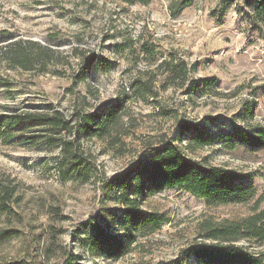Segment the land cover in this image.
<instances>
[{
  "label": "rangeland",
  "instance_id": "obj_1",
  "mask_svg": "<svg viewBox=\"0 0 264 264\" xmlns=\"http://www.w3.org/2000/svg\"><path fill=\"white\" fill-rule=\"evenodd\" d=\"M221 2L193 0L173 17L168 0L147 6L124 0H0V117L61 112L75 127L65 140H77L92 177L86 184L64 180L55 166L58 146L43 139L42 129L18 131L7 143L0 139V173L23 186L16 210L21 222L11 224L20 236L0 245V263L62 264L72 254L78 264H175L182 250L207 241L201 236L204 223L239 221L251 213L255 201L214 207L177 188L164 189L143 207L166 223L123 258H93L83 243L98 224L122 234L110 218L118 208L105 200L102 183L160 141H174L208 167L248 173L258 198L264 197V148L192 150L186 140L175 142L181 122L205 125L212 135L264 127V27L254 30L233 4ZM17 43L34 57L28 68L6 54ZM168 63L184 64L186 78L170 83ZM81 71L86 79L79 83ZM213 78V88L199 90ZM136 82L147 83L149 91H136ZM192 82L198 83L194 92ZM121 100L124 115L109 137L79 132L81 116ZM7 226L0 220V229ZM240 245L264 255V242ZM182 264L197 263L191 257Z\"/></svg>",
  "mask_w": 264,
  "mask_h": 264
},
{
  "label": "trees",
  "instance_id": "obj_2",
  "mask_svg": "<svg viewBox=\"0 0 264 264\" xmlns=\"http://www.w3.org/2000/svg\"><path fill=\"white\" fill-rule=\"evenodd\" d=\"M128 5L147 6L152 0H124ZM193 0H168L171 16H176L186 7L192 5ZM223 6L233 4L236 13L247 18L252 28L264 27V0H222ZM247 11L245 12V10ZM13 63L28 68L27 63L32 58L27 47L21 43L9 46L6 52ZM35 55V54H34ZM33 55V56H34ZM37 57V54L35 55ZM171 73V82L183 80L187 76L184 64H166ZM87 70V68H86ZM86 71H81L79 83L86 79ZM216 79L202 82L200 91L213 88ZM138 84V86H137ZM192 90L198 88L197 82H192ZM147 83L136 82V91L148 90ZM123 100L102 106L95 114L81 116L79 132L86 138L104 139L118 125L124 115ZM247 117H253L252 108L246 110ZM42 129L45 141L54 140L58 146V157L55 163L61 177L74 178L81 184L89 183L92 179L91 169L87 160L82 157L83 151L77 140L66 139L75 127L70 125L59 111L50 113L6 114L0 117V139L7 143L22 130ZM24 132V131H22ZM58 138H51L52 135ZM175 142L186 140L187 147L192 150L211 148L220 145L226 150H235L238 146L249 149L264 148V127H254L252 130L235 128L231 133L218 132L212 135L205 125L181 122L175 131ZM53 143V144H54ZM102 193L105 200L112 202L116 213H110L114 226H118L121 235L106 232L98 224L93 226L92 235L84 240V247L93 258H102L114 262L127 255L133 245L143 237L158 232L166 223L159 213L144 209L146 199L156 195L164 189L177 188L188 192L192 196L203 199L209 206L217 205H246L251 201L254 206L246 218L239 221H222L217 224L204 223L203 236L206 242L189 246L180 252L181 259L174 261L182 264L188 258H193L197 264H264V255L255 254L240 245L253 242L261 245L264 242V197L258 198L256 188L248 173L227 170L219 167H208L201 162L190 159L181 152L174 141H160L155 147H148L143 157L127 167L120 174H115L102 183ZM23 186L9 173H0V220L7 228L0 229V245L19 238L18 230L11 224L21 222L16 210L22 204L21 194ZM56 213H60L56 209ZM105 227L107 223L104 224ZM62 264H78L77 258L65 255ZM0 264H24L14 261Z\"/></svg>",
  "mask_w": 264,
  "mask_h": 264
}]
</instances>
